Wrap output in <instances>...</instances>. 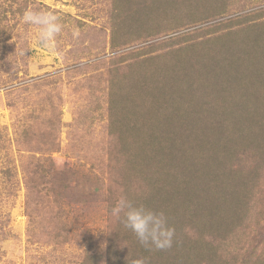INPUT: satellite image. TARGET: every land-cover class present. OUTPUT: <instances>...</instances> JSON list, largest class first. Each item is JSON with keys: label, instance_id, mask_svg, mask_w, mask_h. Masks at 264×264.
<instances>
[{"label": "rangeland", "instance_id": "rangeland-1", "mask_svg": "<svg viewBox=\"0 0 264 264\" xmlns=\"http://www.w3.org/2000/svg\"><path fill=\"white\" fill-rule=\"evenodd\" d=\"M9 1L0 0V264H72L86 254V249L90 253H102L107 246L119 249L123 238L128 243L132 236L129 230H117L123 225L111 216V201L122 195L130 198V194L136 197L141 193V197L149 191L140 176H130L124 166L110 162L113 153L118 156L124 134L116 130L108 110L109 70L113 66L132 69L155 55L165 63L171 58L170 51L189 43L203 44L228 28H258L261 34L264 0ZM182 2H187L185 8ZM31 3L39 5L34 10H47L60 17L64 29L54 50L39 45L36 30L22 23L25 10L32 9ZM119 7L123 9L120 13ZM74 29L79 30L77 37L73 36ZM246 40L251 45L255 39ZM252 49L248 45L237 49L233 57L227 55V61L242 62ZM191 56L192 51L187 59ZM180 58L177 53L171 60L179 63ZM213 67L212 73L194 74L188 92L185 88L178 97L163 94L165 99L154 101L153 107H164L165 112L176 108L190 114V130L205 123L207 127L208 118L202 115L200 124H196L198 111L193 113L196 105L189 96L196 103L203 102L206 85L219 71ZM226 75L223 72V78ZM147 84L154 86L152 82ZM232 94L237 97L235 91L228 96ZM131 106L146 108L136 99L123 108ZM174 122L167 118L158 122V128L141 130L173 137L175 126L181 124ZM39 157L50 160L39 163L50 173L46 181L51 183V201L61 198L64 219L73 232L51 219L56 205L50 209L33 206V181L41 182L39 176L35 177V158ZM256 161L247 157L243 165L248 168ZM94 187L101 189L94 192ZM251 189L250 195L264 198V172ZM257 207L250 204L252 211L245 219L255 231L256 225H264V219H255L262 217L255 211ZM63 227L70 230L64 244L56 238ZM185 229L189 235L195 234L194 227ZM239 235L240 246L246 247L251 236L243 231ZM111 236L114 240L108 241ZM233 237L230 235V239ZM256 238L246 257L249 261L260 253L264 256V234Z\"/></svg>", "mask_w": 264, "mask_h": 264}, {"label": "trees", "instance_id": "trees-1", "mask_svg": "<svg viewBox=\"0 0 264 264\" xmlns=\"http://www.w3.org/2000/svg\"><path fill=\"white\" fill-rule=\"evenodd\" d=\"M186 3L182 2V8ZM31 8L37 9L39 5L31 3ZM121 9L119 7L117 12ZM247 38L255 39L253 44L250 45ZM246 45L253 48L246 59L236 60V67L235 60L227 61L230 59L227 55L233 57L237 49H245ZM190 51L193 56L187 59ZM169 53L171 58L180 54L179 63L171 58L164 63L160 55H155L147 57L146 64L136 63L132 69L113 66L109 70L108 110L114 127L124 134L122 148L118 156L113 153L110 162H116L120 168L124 166V172L144 180L142 185L149 192L141 197V193L136 197L130 194L129 199L167 214L175 228L173 245L163 251L146 249L129 231L132 238L126 243L122 237L121 248L107 246L102 253H90L86 249V254L72 264H131L133 259L141 257L147 259V264H230V260L233 264H264L263 253L255 255L251 261L246 258L252 251V242L264 234V225H256L255 231L245 222L248 212L252 211V203L258 206L255 211L262 216L255 219H264V198L250 195L251 188L264 172V162H260L264 160V32L260 34L258 28H228L203 44L189 43ZM213 66L219 71L206 85L203 102L196 103L189 96L196 105L193 113L198 111L196 124H200L202 115L208 118L207 127L205 123L202 128L190 130L193 120L190 114L176 108H168L165 112L164 107L159 110L153 107L154 101L165 99L163 94L178 97L186 89L188 92L192 76L202 71L212 73ZM223 72L227 73L225 78ZM234 91L237 97L236 94L228 96ZM133 99L142 101L146 108L124 109L125 103ZM167 118L174 119V124L181 122L175 126L173 137L142 132V128L149 126L158 128V122ZM126 136H132L130 141L125 140ZM247 157L258 161L246 168L243 162ZM35 159L38 161L34 164L35 177L39 176L41 182L33 181V206L50 209L56 205L51 210V219L73 232L64 219L61 198L51 201V183L48 185L46 181L50 173L39 163L50 160ZM49 167L51 180H54V165L51 163ZM100 189L93 188L94 192ZM177 196L179 201H176ZM115 203L112 200L110 207ZM30 214L33 216V210ZM186 226L195 228L193 236L188 234ZM69 229L63 227L56 235L62 244L68 240ZM117 230L127 229L118 227ZM241 231L251 236L246 247L240 246ZM230 235L235 237L230 239ZM107 240L114 238L111 236Z\"/></svg>", "mask_w": 264, "mask_h": 264}, {"label": "clouds", "instance_id": "clouds-1", "mask_svg": "<svg viewBox=\"0 0 264 264\" xmlns=\"http://www.w3.org/2000/svg\"><path fill=\"white\" fill-rule=\"evenodd\" d=\"M22 23L33 27L36 30V42L49 50L55 49L57 38L64 29L60 17L47 10H25ZM78 35L79 30L74 29L73 36ZM21 54L25 55V50ZM111 216L129 230L146 249L163 251L173 245L175 228L163 211L136 203L122 195L111 208ZM131 264H147V259L136 258Z\"/></svg>", "mask_w": 264, "mask_h": 264}]
</instances>
